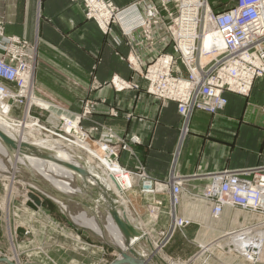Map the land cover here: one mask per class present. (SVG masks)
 <instances>
[{
  "label": "built area",
  "instance_id": "obj_1",
  "mask_svg": "<svg viewBox=\"0 0 264 264\" xmlns=\"http://www.w3.org/2000/svg\"><path fill=\"white\" fill-rule=\"evenodd\" d=\"M72 1L82 3L85 18L95 22L99 30L109 36L114 47L123 43L129 48L125 56L118 52L116 54L126 62L131 72L130 78L114 74L107 83L108 86L118 94L141 90L161 105L174 102L181 118L180 140L189 132L188 121L194 110L217 114L226 104L224 93L248 97L254 83L264 79V0H215L212 4L209 0H136L126 8H118L110 0ZM115 28L118 34H114ZM206 36L212 37L209 44L203 46L202 40ZM36 54L34 46L26 39L6 35L4 21L0 20V80L4 84L17 83L20 118L32 119L39 123V130L58 136L55 130L52 132L42 125L43 122H58L52 111L39 104H32L37 110L29 115L28 102L33 98L41 99L33 92ZM137 78L143 81V85ZM0 90H5V94L10 91L4 87ZM32 92L34 97L31 96ZM27 99L30 100L27 102ZM101 102L104 103L105 99H101ZM88 105L86 101L84 118L92 114ZM110 110L112 117L118 115V105ZM127 113L128 117L133 115L132 111ZM59 120L66 123L64 126L67 130L72 129L74 132L73 140L68 136L61 137L68 141L69 146L79 147L86 152L84 148L87 146L84 145L93 142L88 138L89 134L82 127H77L78 121L71 119L69 114ZM76 128L84 136L81 147L74 143ZM113 128L105 127L107 139L102 138L93 143L107 146L109 150L107 149L105 157L130 174L132 183L127 189L130 190V210L133 217L149 229L157 252L162 251L176 231L190 224V218L185 217L183 211L181 216L177 214L183 195L192 204L202 203L214 219H219L225 209L257 214L263 208L264 167L179 174L175 170V154L166 179L156 180L145 171L134 152L133 146L143 143L140 136L132 133L129 139H125L116 134ZM93 130L97 131L98 128L94 127ZM123 150L136 164L131 169L126 165L121 166L118 161V154ZM196 180L203 181L200 187L193 184ZM191 182V186L187 185ZM156 194L167 199V212L162 215H165L168 223L165 227L154 229L152 221L157 218L159 208L160 212L165 209L161 203L163 199L155 198ZM25 197L24 191L19 212L23 213L24 210L29 213L30 218L38 214V211L34 214L31 212L33 209L26 205L28 200L24 203ZM140 198L146 200L144 211H137L134 207V201L137 202ZM150 198L153 199L152 204L148 203ZM247 224L240 225L235 231L247 229V237L257 241V235L251 234V223ZM241 240L239 244L243 245ZM229 248L233 253H242L230 246ZM249 249V252L257 253L255 246ZM225 251L229 252L224 248ZM4 259L13 264L24 262L19 257L0 252V264H8Z\"/></svg>",
  "mask_w": 264,
  "mask_h": 264
},
{
  "label": "crops",
  "instance_id": "obj_2",
  "mask_svg": "<svg viewBox=\"0 0 264 264\" xmlns=\"http://www.w3.org/2000/svg\"><path fill=\"white\" fill-rule=\"evenodd\" d=\"M110 1L118 8L136 2ZM0 20L4 21L6 35L24 38L36 50L35 94L50 95L70 111H78L87 97L106 98L94 118L105 120L118 132H123L126 120L123 114L118 118L109 117L107 109L119 103L124 111L133 112L128 122L129 131L138 134L143 141L133 148L141 154L145 171L153 179L162 180L167 176L175 154V170L179 174L264 167V80L254 83L249 98L224 93L226 104L217 115L194 110L189 120V132L180 140L181 120L174 102L162 106L141 90L118 94L106 84L114 74L130 78L126 62L116 54L125 56L129 48L123 43L114 47L109 36L104 35L95 22L85 18L80 1L0 0ZM113 32L118 34L117 28ZM45 62L57 64L63 70L57 67L61 72L55 71ZM61 75L78 84L83 82L84 88L73 87ZM137 81L143 85L142 80L137 78ZM147 143L149 148L145 146ZM202 183V180L193 182L198 187ZM181 202L187 204L185 195ZM193 206L195 214L207 213V207L202 203L196 202ZM232 211L225 209L222 217L230 224L235 222L234 218L238 219Z\"/></svg>",
  "mask_w": 264,
  "mask_h": 264
},
{
  "label": "rangeland",
  "instance_id": "obj_3",
  "mask_svg": "<svg viewBox=\"0 0 264 264\" xmlns=\"http://www.w3.org/2000/svg\"><path fill=\"white\" fill-rule=\"evenodd\" d=\"M209 1L212 4L213 1L215 0H209ZM36 63H34L35 66ZM46 64L47 66L51 67V69L53 68L55 71L61 72L60 70L57 69V67L62 69L59 65L53 63L52 64L49 63L50 65L48 63ZM68 73L71 74L70 72ZM61 76H63L65 80H69L73 87L75 86L76 88H82L83 86H85L82 81H81L82 84H78L66 75L65 76L61 75ZM0 82L3 83L1 80ZM7 85L9 87V90L12 91L13 93L11 92V94H8L5 97V99H1V100L6 101L5 103L8 105V112L10 119H12V117L15 118L16 120L25 119V118H20V113L18 109V90L16 91L17 83L15 82L12 83V85L11 84H7ZM33 92H34V87H33ZM33 92L31 94L32 97L35 96ZM36 95H38L41 99L33 98L31 102L29 101L30 99L29 100L27 99V102L29 101L27 105V107L29 106L28 109H30L29 115L33 114L34 111L37 110V108H35V105L39 104L41 107H45L46 109L52 111L56 117L55 120L58 121V122H43L42 125L46 127L45 129L53 130V131L55 130L57 134L60 135V137L68 136L71 140H73L72 139V135H74V132H72L73 130L72 129L70 131L67 130L64 126V124L66 123L59 120L60 117L62 116L66 117V115L69 114L71 116V119L78 121L77 122L78 124L76 126L82 127V129L89 134L88 138L89 139L91 138L90 139L91 141L98 142V140H101L102 138H105V140L107 139L108 133L105 134L104 128L112 125L106 123L105 120L101 121L94 118V114L96 110H98V107L101 104L106 103L107 101L106 98L93 99L87 97L82 100L81 107L78 111H70L66 106L61 104L59 101H57L55 98H53L50 95H45L42 92H39V94ZM250 95L244 98H249ZM101 99H105V102L102 103ZM86 101H88L89 104L88 109L92 110V114H88L86 118H84ZM8 102L11 104H8ZM93 102L95 104H93ZM263 103H264V93H263ZM263 103H262V111H263ZM117 105H118V115L116 116V118L120 117L121 114H123L124 119L126 120V126L124 127L123 132H118L115 128H113V130H115L116 134L121 135L123 138L129 139L132 132L129 131L128 122L133 115L128 117L127 112L129 110L124 111L119 103H116V106ZM110 108L112 107H109L106 112L109 117H112L110 115L111 114ZM57 110H60V112H57ZM222 110H220L217 114H219ZM217 114H210V115H217ZM137 119L141 120L142 117H137ZM51 127L54 129H51ZM94 127H97L98 130L94 131L93 130ZM39 131H40L39 133L40 135H38V137L41 139H46L44 138V136L48 135L49 133L44 130H39ZM49 135L51 136V134ZM59 135L58 136L52 135L50 140L53 139L59 140L61 141V143L60 142L58 143L61 146L63 144L69 146L67 143L68 141L66 142L62 137H61L62 139L59 138ZM84 146H89V145L87 143ZM145 146L149 148L150 144L147 143ZM75 149L81 150L78 147H76ZM82 151L84 150L82 149ZM134 152L137 155L142 166H144L141 154L137 151ZM118 161L121 166L124 167L126 165L130 169L134 165H136L134 164L135 163L134 160L128 158V154L124 150L119 152ZM96 166H98L100 169L102 168L99 164H96ZM103 174L105 175L106 181L108 182L107 173L104 171ZM12 177L13 178H9V179L8 177L6 179L4 178L5 180L3 178H0V212H1L0 223L2 229V236L0 237V252H3L5 254L7 253L10 256L12 255L15 258L19 257L24 262L26 260H34L42 264H108L116 258L117 253L114 249L96 240L88 232L73 226L66 218V216L60 212L59 206L51 202L50 200L43 199V203L39 208L41 212L35 214L36 216L34 215L29 218L28 216L29 213L27 214L24 210L22 211L23 213L19 212L21 210L22 193H24V191L26 193L34 190L28 184H23L22 182H19L16 176L12 175ZM164 179H166V177ZM191 184L192 182L188 183L187 185L191 186ZM109 185H110V181H109ZM129 193L130 190H128V194H127L128 196L127 206L130 211V216L134 218L132 215V211L130 210L129 207V202H128L130 198ZM27 195L28 193H26V198ZM154 197L162 198L163 201L161 203H163V207L165 208L162 212H160L161 208H159V213L156 214L157 218L155 217L154 220L152 221V227L155 229L156 227H165L167 225L168 220L165 218V215L162 214L167 212L168 206L166 205L167 199L165 196L156 194ZM5 201L8 202L7 208L5 207ZM136 201L138 203L134 201L135 210L138 211V209L140 210L143 209L144 211L143 205L144 207H146L144 204L146 200L140 198L139 201L138 200ZM148 203L152 204L153 199L150 198ZM186 203L191 207V209L193 210L196 209L188 197ZM182 209L184 212L183 215L185 217H188L186 213L188 212L191 213V210H188L187 205L186 204L183 205L181 202L179 209L177 208V214L179 216L182 215ZM32 211H34V213L36 212L35 210H31V212ZM233 211H232V215L237 216L239 220L234 218L235 222H232L231 224L225 222L227 219L223 220L222 218L223 213L222 215L219 216V219L212 218L208 208L206 210L207 213L205 214L203 212H200L201 214L199 213L201 219L194 217L196 214L191 213L193 218L192 217H190V219L188 218L190 220V224H188L185 228L176 231L172 239L166 244V246L160 252L170 257L173 261L179 263L182 262L183 264H264V237H263V246L260 249L261 251L260 250L258 251V248H256L257 253H251L249 254V256L248 255L246 256V254L243 253H241L242 255L238 253H234V254L226 253L225 256L223 255V253H225L224 248L227 247V245L210 246L211 245L210 244L209 246H204L206 243L213 242V240L219 237L223 231L234 230L238 228L240 225L242 226L248 225L247 223H251L250 226L254 228L251 230L252 232L251 234L254 235L258 231L256 233L257 240L261 232H263L264 234V206L257 214H246L243 211H242L243 213L241 214L239 213L241 212L240 210H233ZM242 215L243 218H241ZM135 221H137L136 218ZM205 226L209 227L210 229H213L214 231L213 233H210L208 235L209 236L208 238L204 239L203 242L205 244L201 245L199 241L200 240L199 231ZM18 227H21L24 231L26 230L27 232L22 233V235L24 234L23 236L18 235L16 233V229ZM145 227L146 226L144 225V228ZM147 227L149 228L148 225ZM17 235L18 237H21L22 240L21 238H18ZM152 236L154 237V239H156L154 234H152ZM228 240L230 239L229 238L224 239L223 242H228ZM249 250L250 249H248V251ZM253 251L256 250L253 249ZM28 262H32V261H27V263Z\"/></svg>",
  "mask_w": 264,
  "mask_h": 264
},
{
  "label": "bare ground",
  "instance_id": "obj_4",
  "mask_svg": "<svg viewBox=\"0 0 264 264\" xmlns=\"http://www.w3.org/2000/svg\"><path fill=\"white\" fill-rule=\"evenodd\" d=\"M263 19H264V15H263ZM211 37L212 36H206L202 40V45L207 46L209 44ZM9 84L12 85V83ZM5 85L7 84L0 82V88L4 87L5 89H9L7 88L8 85L7 86ZM5 93H6L5 90L3 91L0 90V130L3 131L8 136H10L12 139L18 141V143L25 142L30 144V146L34 147L37 151L38 150L42 151L45 149L53 151L54 152L53 156L62 162H66L68 164H71L79 168L88 164L90 166L96 167L102 173L105 171L107 173L108 182L106 181L105 175L103 174L104 175L102 179L103 187L100 189L101 190L100 194L102 192H106L107 195L113 193L117 199V205H118L117 211L119 215L126 218V220L130 224H132L138 230L143 232L145 234L144 235L145 237L139 239L138 242L133 240L128 243L126 239L123 238L122 234L120 233L116 224L108 214V211L105 209L104 205L100 203L99 198L95 200V203H93V205H89L88 207L87 206L81 207L83 211L79 208L77 209L76 206H73L72 205L73 202L59 203L61 210L65 213V215H67L72 220L73 224L75 223L74 225L76 228L84 229L88 231L89 234L94 235L98 241H100L101 243L107 246L108 244L111 245L117 253L116 258L119 257L118 251L132 256L131 250H133L134 252L136 251L137 253H139V255L145 259H147V257L151 258L152 254H155L161 264H183L182 262L179 263L173 261L170 257L164 255L161 252H157L154 249L155 244L150 235L149 230L146 229V227L144 228L145 224L143 222H140L139 220L135 221V218H132L130 216V211L127 206V199H128L127 189L130 187L132 183V178L127 171L122 169L119 165L113 164L108 160L107 157H105V153L107 154V149L109 150L107 146L103 144L97 145L96 143L90 142L88 143L89 146L84 148L86 150L85 152L82 150L75 149L76 146H67L66 144L65 145L63 144L61 146L58 143V142L61 143V141L54 139L50 140L52 135L50 136L49 134L44 136V138L46 139L39 138L38 135H40L39 134L40 131L39 128L37 127L39 123L34 122L32 119L16 120L13 117L12 119H10L8 112V105L5 103L6 101L1 100V99H5V97L9 94V93L5 94ZM8 104L11 103L8 102ZM51 131L54 132L53 130ZM75 132L76 134L74 137L75 138L74 143H76L81 147V143L82 141H84V136L77 128L75 129ZM96 164H99L103 169L102 168L100 169L98 166H96ZM12 175L16 176L19 182H22L23 184H28L34 190L30 192L37 193L40 192V190L38 189L37 185L29 181V179L25 178L24 177L25 175L28 176L29 178L35 177L45 185L52 188L56 193L64 194L70 198L75 197L78 198L80 201H83V199L87 198L86 195L87 192H85V189L82 185V176L79 174V172L64 166L59 161H53L50 159L41 158L39 157V155L32 156L31 154H18V153L10 152L9 150H7V148L0 140V178L3 179L4 178L6 179L7 177L8 179L13 178ZM109 181H110V185H109ZM91 188L92 187H88L86 189L90 190ZM46 195L52 200L56 201L57 199L52 194H46ZM103 198L105 199L106 197L103 196ZM26 200L29 201V198L25 197L24 203L26 202ZM85 201H89V200L87 199ZM7 205L8 202L5 201L6 208ZM41 205L38 208H40ZM78 205L80 204L78 203ZM187 208L188 210H191L192 214H195V211L191 209L189 205H187ZM35 211H38V213L41 212L40 209ZM32 212L34 214V211ZM191 213L190 212L186 213L189 218L192 217ZM194 217L201 219L199 214H196ZM213 231H214L213 229H210L209 227L206 226L199 231V239H200L199 241L201 245L205 244L203 242L204 239L208 238L209 237L208 235L210 233H213ZM26 232L27 231L25 230L24 233ZM247 233H248L247 229L242 231H238V229L237 231H235V229L230 231H223L219 237L213 240V242L206 243L204 246H209L210 244H211L210 246L227 245V247L225 248L228 249L229 252L225 251L223 255L226 256V253L234 254L233 252H231L229 248L230 246L231 248L237 249L236 251H240L243 254H246V256L247 255L249 256V254L252 253L248 251V249L251 246H255L256 248H258V251L262 248L264 234L263 232H261L259 234L258 240L253 241L249 239V237H247L248 236ZM245 236L247 237V239L241 240ZM228 238L230 239L228 240V242H223L224 239H228ZM240 240L243 242V245L239 244ZM8 259H11V257H9ZM5 263L7 262L5 261ZM24 263H27V261L23 262L22 264Z\"/></svg>",
  "mask_w": 264,
  "mask_h": 264
},
{
  "label": "water",
  "instance_id": "obj_5",
  "mask_svg": "<svg viewBox=\"0 0 264 264\" xmlns=\"http://www.w3.org/2000/svg\"><path fill=\"white\" fill-rule=\"evenodd\" d=\"M0 140L2 141L4 146L7 148V150H9L10 152L18 153V154H31L32 156L39 155V157H41V158L50 159L53 161H59L64 166H66V167H68L74 171L79 172V174L82 176V185L85 189V192H87V194H86L87 198L83 199V201H80L78 198H75V197L70 198L64 194L56 193L52 188L45 185L44 183H42L41 181H39L35 177L29 178L28 176L25 175L24 177L29 179V181L33 182L35 185H37L38 189L40 190V192H37V193H34V192L28 193L27 197L29 198V201L26 202L27 206H29L33 210H38L39 209L38 207L43 203V199H45V200H50L51 202L55 203L56 205L59 206V208H60L59 203H61V202L62 203L63 202L64 203L73 202L72 203L73 206H76L77 209L79 208L82 210L81 207H85V206L88 207L89 205H93V203H95V200H97L99 198L100 203H102V205H104L105 209L108 211V214L110 215V217L112 218V220L116 224V226H117L118 230L120 231V233L122 234L123 238L126 239V241L128 243L133 241V240L138 242L139 239H142L145 237L144 236L145 234L143 232H141L136 227H134L132 224H130L126 220V218L119 215V213L117 211V206H118L117 205V199L113 193L107 195L106 192H102L100 194V191H101L100 189L103 187L102 179H103L104 175L99 169H97L94 166H90L88 164H86V165L84 164L85 166L79 168V167H75L71 164H68L66 162H62L53 156V153H54L53 151L46 150V149L42 150V151H40V150L37 151L34 147L30 146V144H28V143H25V142L18 143V141L12 139L10 136L5 134L1 130H0ZM92 182H94V183H92ZM85 187L86 188L92 187V188L90 190H87ZM94 189H96V190H94ZM45 193L46 194H52L53 196H55L57 198L56 201L47 197V195ZM40 196H41V198H40ZM103 196H105L106 198L104 199ZM87 199L89 201H85ZM78 203L80 205H78ZM60 212L63 215H65V213L61 210V208H60ZM65 216L69 220V222L73 226H75L73 224L72 220L67 215H65ZM82 230H84V229H82ZM84 231H86V230H84ZM23 232L24 231L21 227H18L16 229V233L20 236L22 235ZM86 232H88V231H86ZM90 235L96 239V237L94 235H92V234H90ZM1 236H2V230H1V225H0V237ZM108 246L111 247L112 249H114L111 245L108 244ZM118 253H119V257L115 258L109 264H161L159 259L156 257L155 254H152L151 258L147 257V259H145V258H142L139 255V253H137L136 251L134 252L133 250H131L132 256H130L129 254H124L120 251H118ZM3 261L4 262L6 261L8 264H13L12 262L8 261L7 259H4ZM24 264H42V263L28 262V263H24Z\"/></svg>",
  "mask_w": 264,
  "mask_h": 264
}]
</instances>
